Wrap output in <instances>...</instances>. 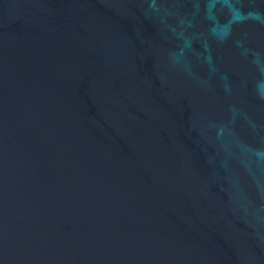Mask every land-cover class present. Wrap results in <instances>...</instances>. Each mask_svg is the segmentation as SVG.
Instances as JSON below:
<instances>
[{
	"label": "water",
	"instance_id": "1",
	"mask_svg": "<svg viewBox=\"0 0 264 264\" xmlns=\"http://www.w3.org/2000/svg\"><path fill=\"white\" fill-rule=\"evenodd\" d=\"M0 264H264V0H0Z\"/></svg>",
	"mask_w": 264,
	"mask_h": 264
}]
</instances>
